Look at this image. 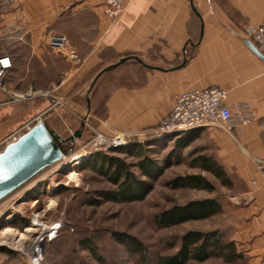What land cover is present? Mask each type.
Wrapping results in <instances>:
<instances>
[{
  "label": "crops",
  "instance_id": "crops-1",
  "mask_svg": "<svg viewBox=\"0 0 264 264\" xmlns=\"http://www.w3.org/2000/svg\"><path fill=\"white\" fill-rule=\"evenodd\" d=\"M262 22L264 0H125L114 20L103 14L102 0H0V51L13 64L5 88L21 94L23 83L30 90L55 85L59 98L78 109L89 82L129 57L106 79L104 72L98 77V92L110 77L121 85L106 94L99 115L92 103L91 117L105 135L137 140L184 91L217 87L226 92L228 105H248L250 125L197 132L208 131L214 161L240 186L230 241L246 264H264V55L244 34ZM52 36L66 38L79 61L61 59L50 48ZM192 45L193 57L186 60L184 51ZM40 78L47 80L42 84ZM48 107L42 118L54 134L45 116L59 109ZM63 122L71 133L68 120Z\"/></svg>",
  "mask_w": 264,
  "mask_h": 264
},
{
  "label": "rangeland",
  "instance_id": "rangeland-1",
  "mask_svg": "<svg viewBox=\"0 0 264 264\" xmlns=\"http://www.w3.org/2000/svg\"><path fill=\"white\" fill-rule=\"evenodd\" d=\"M244 34L246 36V32ZM99 79L89 82L88 93L78 109L67 108L64 105L53 106L46 95L53 90L57 92L55 85L48 88L46 85H42L43 87L39 85L42 88L32 87L30 90L24 83L18 85L19 92L25 96L23 101L0 106V150L3 149L1 146L3 141L9 139L25 122L47 110L44 108L49 104L48 108L59 109L58 113L45 116L50 117L48 123L51 122L57 132L53 134L57 142L59 139L67 140L75 133H79V137L73 138L72 143L62 144L67 148L71 147L64 158L67 164L57 163L44 170L0 202V264H28L15 250L19 247L26 249L32 242L33 239L24 234L23 229L28 228L30 220L34 218L44 220L48 224L61 222L64 225L56 240L43 244V264H138L137 257L129 255L125 246L112 238L115 232L131 235L139 241L146 248L148 264H155L160 256L174 255L179 247V237L188 231L213 232L218 229L228 239L232 236L233 228L229 226V222L236 217L235 206L241 204L235 199L240 188L232 186L226 189L216 177L193 166L194 161L200 156H207L213 160L216 158L214 144L209 138L208 131L200 133L185 149L176 148L174 141L177 138L152 145L154 149H151L152 152L148 155L163 169L157 180L150 182L152 191L143 200L122 203L111 202L103 197V193L114 191L115 188L103 176L82 168L84 161L93 154L84 158L81 156L79 163L74 160L82 154V149L95 136V132L99 131L95 129L91 117L92 92L95 91ZM46 80L40 78L39 82L44 84ZM118 85L121 83L117 82V77L103 81L99 85L97 98L101 96L102 99L105 98L106 94ZM3 99L9 100V97L3 96ZM63 118L68 120L71 133L66 130ZM144 140L145 137H139V141ZM119 156L131 165V171L140 180H145L135 168L137 162L135 158ZM165 165L168 166L164 167ZM70 173H73V178L70 177ZM186 175H202L214 186V191L209 193L203 189H173L167 186L172 179ZM201 199H215L225 208L215 217L202 221H190L169 229L155 227L154 218L162 210ZM7 228L12 232L5 234ZM15 233L19 234L16 236ZM20 234L24 237L22 238ZM91 249L95 250L94 255ZM246 263V258L239 262L227 263L218 257L201 263L189 260L185 264Z\"/></svg>",
  "mask_w": 264,
  "mask_h": 264
},
{
  "label": "trees",
  "instance_id": "trees-1",
  "mask_svg": "<svg viewBox=\"0 0 264 264\" xmlns=\"http://www.w3.org/2000/svg\"><path fill=\"white\" fill-rule=\"evenodd\" d=\"M193 47L186 49V60L193 57ZM124 62H119L104 71L101 76L104 79L115 68L125 65ZM134 65H141L134 61ZM142 66V65H141ZM100 76V77H101ZM99 89V88H98ZM98 90L95 89L92 94V103L97 101L96 111L94 115H99V111L104 110L105 98L99 100L97 98ZM97 98V99H96ZM96 99V100H95ZM92 105V104H91ZM89 108V107H88ZM103 108V109H102ZM197 131L185 132L180 135H172L166 138L154 139L145 137L144 142L137 139H130L127 146L109 150L107 153H98L89 156L84 161L82 168L89 169L97 175L103 176L106 181L114 187V191L103 193V197L111 202H136L152 191L150 182H154L161 175L162 167L158 166L148 155L154 149L152 145L160 144L168 141L171 138H177L174 142L177 149H185L189 144L198 138ZM151 147V148H150ZM132 157L137 160L135 168L140 173V177L145 180H140L132 171L131 165L121 158ZM195 168L205 171L220 180V184L226 189L232 186L240 187L237 181L225 173L222 167L207 156H200L193 163ZM165 165L164 167H167ZM173 189H196L205 190L209 193L214 191V186L211 185L202 175H186V177H176L168 183ZM221 212V204L215 199L192 200L185 205H174L173 207L162 210L154 218V225L157 229H169L173 226L182 225L190 221H202L211 217H215ZM26 225V223H25ZM26 228V227H24ZM112 238L119 244L125 246L127 253L137 257L138 264H148L146 248L137 241L133 236H128L121 233H113ZM179 247L174 255L160 256L155 264H185L189 260L203 262L211 258L221 257L227 263H234L243 260L244 256L237 252L235 243L230 241L223 232L217 229L213 232H200L191 230L183 234L178 239ZM92 254L95 250L91 249Z\"/></svg>",
  "mask_w": 264,
  "mask_h": 264
},
{
  "label": "built area",
  "instance_id": "built-area-1",
  "mask_svg": "<svg viewBox=\"0 0 264 264\" xmlns=\"http://www.w3.org/2000/svg\"><path fill=\"white\" fill-rule=\"evenodd\" d=\"M124 4L125 0H102L103 14L107 19L114 20L121 14ZM245 32L250 42L264 55V22ZM49 45L65 62L76 63L79 61L75 52L68 47L67 40L63 36H52ZM12 66V60H10L9 56L0 51V94L9 97V100L1 99L0 106L18 103L25 98L24 95L10 93L5 88V80ZM46 98L50 99L53 106L64 105L67 108L72 107L69 102L59 98L55 90L48 93ZM175 99L170 112L158 121L152 131L142 135V137L159 139L214 127L220 128L226 132H232L250 125L254 119L253 113L250 111L248 105L244 103L228 105L226 92L217 87L205 90L184 91V93L179 94ZM44 113L46 112L39 113V115L28 120L22 127L15 130L9 139L2 142V148L16 141L35 124L43 123L42 116ZM129 139V136H120L119 134L108 137L98 131L95 132V136L84 146L82 154L80 155L84 158V156L89 154L106 153L109 150L123 148L127 146ZM86 148H88V150H86ZM4 211H6V209ZM63 226L61 222L48 224L44 222V220L37 218L30 220V225L28 227H31L33 231L25 233V230L28 228H24L23 233L30 236L33 240L26 249H24V247H19L18 250L15 251L18 252L28 264H43V244L51 243L56 240L63 230ZM35 240H39L40 245L35 244Z\"/></svg>",
  "mask_w": 264,
  "mask_h": 264
},
{
  "label": "water",
  "instance_id": "water-1",
  "mask_svg": "<svg viewBox=\"0 0 264 264\" xmlns=\"http://www.w3.org/2000/svg\"><path fill=\"white\" fill-rule=\"evenodd\" d=\"M192 10H194L193 7ZM127 59L129 57L124 58V60ZM106 70L108 69L101 71L95 80ZM78 137L79 133H75L73 137L67 140L59 139L57 142L45 124L39 123L16 141L3 146L0 151V202L44 170L62 162L71 148L62 144L72 143L73 138Z\"/></svg>",
  "mask_w": 264,
  "mask_h": 264
},
{
  "label": "bare ground",
  "instance_id": "bare-ground-1",
  "mask_svg": "<svg viewBox=\"0 0 264 264\" xmlns=\"http://www.w3.org/2000/svg\"><path fill=\"white\" fill-rule=\"evenodd\" d=\"M81 158V155H78L77 157H75L74 158V160H75V162L77 161V163H79V161L81 160L80 159ZM80 159V160H79ZM63 161L62 162H60L59 164H61V163H64V162H66L65 164H67V160H65L64 158L62 159ZM68 163H69V161H68ZM61 166V165H60ZM70 177L71 178H73L74 177V175H73V173H70ZM33 231V229L31 228V227H28V229L27 230H25V233H28V232H32ZM10 232H12L9 228H7L6 230H5V234H8V233H10ZM4 234V233H3ZM17 234H19V233H17ZM17 234L15 233V235L17 236ZM20 236L22 237L23 235H21L20 234ZM24 237V236H23ZM22 237V238H23ZM14 238V237H13ZM14 240V239H13ZM15 241H17V239L15 240ZM14 242V241H13ZM18 242V241H17ZM17 242H16V244H17ZM15 243V242H14ZM20 244H21V242H19ZM35 244H38V245H40V242H39V240H35Z\"/></svg>",
  "mask_w": 264,
  "mask_h": 264
}]
</instances>
